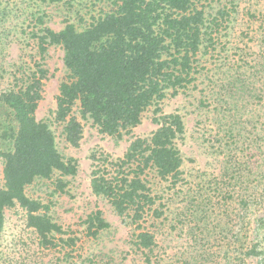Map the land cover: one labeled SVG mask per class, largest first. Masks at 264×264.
Listing matches in <instances>:
<instances>
[{"label": "rangeland", "instance_id": "374dc122", "mask_svg": "<svg viewBox=\"0 0 264 264\" xmlns=\"http://www.w3.org/2000/svg\"><path fill=\"white\" fill-rule=\"evenodd\" d=\"M193 1L205 11L207 33L196 80L176 96L169 92L122 137H105L92 120H83V139L73 147L54 121L59 87L68 75L64 50L51 46L41 58L34 35L43 26L60 30L66 21L81 30L110 9V0H0V91L20 83L36 62L43 63L48 77L36 117L50 124L60 153L78 166L75 176L56 173L27 189L30 197L50 206V215L63 227V240L44 249L27 227L25 212L8 210L0 233V264L103 259L111 264H258L242 256L260 241L257 220L264 217V0ZM161 112L183 116L186 131L178 147L184 164L176 186L154 173L149 176L164 205L163 215L147 223L156 236L149 262L135 245L129 217H119L105 198L92 194L91 154L122 156L133 138L156 130L153 119ZM58 179L66 183L64 191L58 190ZM98 209L111 227L94 237L86 221Z\"/></svg>", "mask_w": 264, "mask_h": 264}, {"label": "trees", "instance_id": "16d2710c", "mask_svg": "<svg viewBox=\"0 0 264 264\" xmlns=\"http://www.w3.org/2000/svg\"><path fill=\"white\" fill-rule=\"evenodd\" d=\"M205 24V11L193 0H110V9L81 30L69 21L60 30L43 26L34 35L41 58L51 46L64 50L68 75L59 87L54 121L63 127L65 141L79 147L83 120H92L105 137L129 134L150 107L192 84L207 40ZM47 77L48 70L38 61L30 73L22 74L20 83L0 91V233L6 212L20 207L40 246L50 250L63 240V227L50 215V206L30 197L27 189L56 173L75 176L78 166L74 158L60 153L50 124L36 117ZM153 121L156 130L133 138L122 156L92 153L89 183L92 194L105 198L116 215L129 217L135 245L149 262L156 236L147 223L158 220L164 206L149 176L179 183L184 158L178 141L186 131L177 112H161ZM57 188L64 191L66 183L58 179ZM257 222L260 241H254L242 258L264 264V217ZM86 223L94 237L111 227L99 209ZM69 242L74 244L73 239ZM90 263L111 264L104 259Z\"/></svg>", "mask_w": 264, "mask_h": 264}]
</instances>
